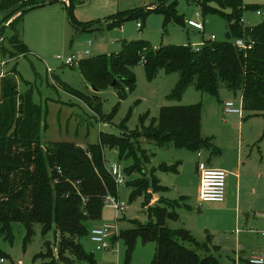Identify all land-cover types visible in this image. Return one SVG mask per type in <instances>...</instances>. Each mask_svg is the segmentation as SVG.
<instances>
[{"label":"trees","instance_id":"16d2710c","mask_svg":"<svg viewBox=\"0 0 264 264\" xmlns=\"http://www.w3.org/2000/svg\"><path fill=\"white\" fill-rule=\"evenodd\" d=\"M51 1L54 0H0L3 21L8 22L17 16L8 28L9 36L4 27L0 28V36L8 39V47L2 46L5 58L15 59L29 53L19 33L24 16ZM60 1L66 3L77 30L93 29L94 22L73 20L77 0H56ZM167 3L170 5L166 6ZM244 3V0H203L200 4L206 14L219 13L226 19L228 35L235 43L204 40L199 51L194 45L156 49L144 41L124 43L122 51L117 54L79 62L82 76L97 92L111 87L119 78L113 89L118 92L119 99L124 100L126 94L136 88L134 66L143 63L150 79L161 71L179 75L176 88L168 96L170 101H179L193 86L203 96L221 102L222 91L225 90L228 94H241L243 111L251 116L264 117V18L254 27L246 26L244 12L257 7ZM175 5L176 2L165 0L154 9L110 16L105 21L106 27L112 29L122 26L125 21L160 12L166 14V24L174 19L190 29L187 22L177 16ZM238 41H243L246 48L238 47ZM15 73L0 81V237L13 240V223L25 226L26 243L33 237L35 225L41 226L43 237L56 230L60 234L57 256L46 241L45 250L36 257L50 260L45 264H95L94 257L85 254L79 240L101 221L107 196L119 200L118 188L121 186L106 166V146L119 150L122 158L134 159L125 171L131 178L138 175L131 180L134 188L132 200L147 195L149 191H165L154 174L156 169L151 177L145 171L151 156L141 147L140 139L159 147L172 144L192 152L207 150L215 154L219 151L212 138L202 135L201 104L163 107L157 125L121 137L101 133L99 143L95 145L82 147L73 142L44 145L43 110L34 102L32 89L23 94L18 91L19 74ZM73 94L81 96L92 109L100 112L98 97L92 99ZM114 114L104 118L109 121ZM158 170L177 172L175 167L167 165H161ZM186 201L187 198L183 197L178 201L160 199L148 209L151 220L147 224L137 222L136 226L114 238L112 243L124 240L128 260L141 239L144 244H156L151 264H221L207 243L200 245L186 229L169 227V222L179 219V209L190 208ZM186 244L197 247L203 256Z\"/></svg>","mask_w":264,"mask_h":264},{"label":"rangeland","instance_id":"374dc122","mask_svg":"<svg viewBox=\"0 0 264 264\" xmlns=\"http://www.w3.org/2000/svg\"><path fill=\"white\" fill-rule=\"evenodd\" d=\"M164 1L77 0L72 18L78 23H96L89 31H80L74 27L66 3L63 1L26 13L19 33L20 39L28 46L29 53L15 59L7 58L9 64L5 73L6 76L7 73L8 75L12 72L19 73L17 85L21 94L32 89L34 102L43 110L42 142L44 145L51 142H73L85 147L95 145L99 143L101 133L121 137L157 125L163 107L201 104L204 107L202 135L218 139L222 150L228 146L230 151L227 153V158L231 163L236 164L239 148L236 142L231 143L229 139L232 135L235 138L239 136V121L242 122V118L238 115L224 114L223 104L215 102L209 96H203L193 86L185 91L179 101H170L168 96L178 84V74H166L161 71L150 79L144 64L139 63L133 68L136 88L133 92H128L124 100L119 99L118 92L112 87L100 92L94 91L82 76L79 62L88 58L117 54L122 51L124 43L144 41L156 49L180 45L196 47L204 40H209L211 36H215L218 43H235L232 36L228 35L226 19L219 13L206 14L200 6L203 0H172L176 2L177 16L186 22L193 19L204 23L203 32L190 31L185 24L177 23L174 19L166 24V14L160 12L125 21L122 26L112 29L106 27L105 21L110 16L154 9L162 5ZM244 2L245 5L251 4L257 7L256 10L244 12L245 25L254 27L260 24L264 18V0H244ZM169 5L170 3L166 4V6ZM213 5L216 6L214 3ZM197 14L199 17L196 16ZM16 17L6 22L0 15V28L6 29L7 36L10 35L8 28ZM138 24H141L140 28ZM4 45L8 47L7 38ZM87 51H90L88 56L85 55ZM58 56L64 59L75 57L78 64L65 65L57 59ZM48 69L51 72H48ZM73 93L92 99L98 97L100 112L97 113L81 96ZM207 99L214 103L208 105ZM221 99L224 102L235 101L239 107L241 94L228 95L223 90ZM113 112H115L114 117L107 121L104 117H110ZM243 114L245 122L243 121L242 129L245 146L242 148V154L246 155L243 159L242 174L246 183L245 188L257 194L243 196L242 209L246 211L243 212L239 222L231 212L235 208L233 202L226 204L227 210L217 204L200 203L199 192L195 189L192 181L194 176L191 173L197 162L194 152L178 149L172 144L159 147L155 143H147L144 139H140L141 147L151 156L150 162L146 165L147 175L151 177L153 170L156 169L155 176L162 186L168 188V191L155 193L149 191L147 195L137 196L132 200L134 188L131 180L138 175H133L131 178L125 171L133 164L134 159L122 158L119 150L106 146L104 155L107 168L110 170L111 165L117 163L124 171L126 181L119 186L117 198L126 203L128 208L125 211H118L106 205L98 225L116 224L120 235L136 226L137 222L147 224L151 220L148 209L152 207L150 204H152L153 195L154 198L169 201H178L184 195L187 198L186 204L190 208L183 207L178 210L179 219L168 224L171 229L188 230L200 245L208 242V235L210 249L221 264H235L234 260L241 248L247 250L244 254L246 256L252 252H258V247L252 244H260L262 251L259 252L264 255V237L256 232L262 233L264 228H258L253 234L248 232L245 236L244 232L240 235L237 233L238 230H248L251 227L256 229L251 222L247 221L246 215H250L252 219L255 208H258V205L264 207V177L261 178V175H264V117L249 118L251 114L246 111ZM227 131L230 133L227 134ZM209 156L210 154L206 152L203 158ZM178 163H180L181 175L166 174L158 170L161 165ZM232 172V175L228 173L230 178L227 180H231L232 188L236 192L239 182L238 172L236 169ZM12 233V241L6 240L3 236L0 237V261L5 260L0 264L49 263L50 260L36 259L45 250L46 241L51 244V249L57 256L60 234L56 230L43 237L41 226L35 225L34 235L27 243L25 242L27 230L23 224L13 223ZM79 243L86 255L94 257L95 264H151L156 253L155 243L144 244L141 239L137 241L130 260H128L126 244L122 239L114 244L113 249L101 252L96 250L90 233L81 238ZM186 246L203 256V252L198 251L197 247L189 244Z\"/></svg>","mask_w":264,"mask_h":264},{"label":"built area","instance_id":"2783aa9c","mask_svg":"<svg viewBox=\"0 0 264 264\" xmlns=\"http://www.w3.org/2000/svg\"><path fill=\"white\" fill-rule=\"evenodd\" d=\"M199 17V14L196 15ZM187 25L190 29L195 31L203 32L205 29L204 23L198 22L195 20H189ZM138 27H141V24H138ZM211 41H216L215 36L210 37ZM5 42V38L0 36V70H1V78L6 77L5 69L8 66L9 62L6 60L2 54V46ZM91 42H89V46H91ZM236 45L240 48H246V45L243 41H238ZM203 46V43L199 46L194 47L197 51ZM90 54V51L86 52V56ZM58 60L62 61L65 65H74L78 64L75 60V57L64 59L62 56L57 57ZM48 72H51L48 69ZM225 112L226 113H234L240 114L243 113V102H240V106L238 107L235 101H230L225 104ZM198 156L201 158L203 154L201 152L198 153ZM198 170L200 172V203L201 204H222L226 201L227 195V179L228 173L222 169H214L210 168L206 162L200 161L198 164ZM111 173L118 184H122L125 182V176L123 173L122 166L113 163L111 165ZM106 205L118 210L125 211L128 206L126 203L121 202L113 198L112 196H107L105 199ZM258 216L264 217V215L259 214ZM90 238L92 242L96 246V250L106 251L114 248V244L112 240L119 236L118 228L116 224H106V225H94L89 231ZM264 236V232L261 233ZM1 263H4L5 260L1 259ZM22 264V263H19ZM249 264H264V257L253 256L249 259Z\"/></svg>","mask_w":264,"mask_h":264},{"label":"crops","instance_id":"0c3cea01","mask_svg":"<svg viewBox=\"0 0 264 264\" xmlns=\"http://www.w3.org/2000/svg\"><path fill=\"white\" fill-rule=\"evenodd\" d=\"M193 20V19H192ZM190 31L193 30V29H189ZM195 31V30H194ZM9 73H7V76H8ZM12 74V73H11ZM19 74V73H18ZM5 78V77H4ZM3 78H1V70H0V81L2 80ZM17 79H19V77H17ZM229 95V94H228ZM222 97V96H221ZM205 99V97H204ZM241 101H242V98H241ZM212 102L214 103V101H208V105L212 104ZM215 102H218L215 100ZM228 101L224 102L222 101L221 99V102H218L220 103L222 106H223V113L225 114V104L227 103ZM244 112V111H243ZM226 114H230V113H226ZM232 115H238L240 118H242V122L239 121V131H238V134L239 136H237V138L234 137V135H232V137H230V142L231 143H234L236 142L237 143V147L239 148L238 149V153H237V161H236V164H233L231 163L228 158H227V153L230 151V148H225L224 150H222V146L219 144L218 142V139H216L215 137L213 136H209V137H205V138H212V143L213 145L219 150L218 153H215V154H212L211 151H207V150H202V151H199L203 154V156L200 158L198 156V153L199 152H194L197 156V162H196V165L194 166L193 170L191 171V168H190V171L191 173L193 174L194 178H193V182L195 184V189L197 192H199V197H200V172L198 170V164L200 161H204L207 163V165L210 167V168H214V169H222V170H225L227 173L229 174H233L232 171H234V169L237 170L238 174H237V177L239 179V182L237 184V188H236V192L234 191V189L232 188V182L231 180H227V195H226V201L222 204H217V205H220L221 207H224L226 210L228 209V207H225L226 204H229L230 202L234 203L235 204V208H233L231 210V212L233 213L234 217L236 218V221H240L241 220V216L243 214L244 209H242V198L243 196L245 195H256L257 192L255 191H248L245 186H246V183L244 182V178H243V174L242 172L244 171V168H243V159H244V155L246 154H242V148L245 146V143H244V140H243V129H242V126L244 125L243 121L245 122V120H243V116L244 114L242 113V115L240 114H234V113H231ZM238 117V118H239ZM252 117H262V116H251L249 118H252ZM248 118V119H249ZM203 120H204V107H203V113H202V127H203ZM247 120V119H246ZM227 134L230 133L229 131L226 132ZM204 137V136H203ZM77 144V143H76ZM79 146H84L82 144H77ZM169 146V145H168ZM186 150V149H185ZM189 151V150H188ZM208 152L210 154L209 157H204V153ZM213 157H215L213 159ZM169 167H175L177 169V172L176 173H173V172H163V173H168V174H174V175H178L182 173V171L180 170L179 171V167H180V163L178 164H171V165H167ZM229 176V175H228ZM150 177V176H149ZM264 175H261V178H263ZM157 178V177H156ZM230 178V176L228 177ZM260 178V179H261ZM159 186H161L163 189H165L164 192H167L168 191V188L167 187H164L160 184V181H159ZM152 192V191H150ZM149 192V193H150ZM183 198H186V196L182 195ZM160 199L158 198H154V195H153V200H152V206L156 205V203L159 201ZM210 204H214V203H210ZM216 205V204H215ZM254 215L251 218L250 215H246V218H247V221L250 223H252L253 227H256V229L254 228H249L248 230H243V231H240L238 230L237 233L240 235L241 233L244 232V236L245 234H247L248 232H250L251 234L255 233L254 231L257 230L258 228H264V217H261V216H258L259 214H262L264 215V207H261V205H258V208H255L254 210ZM257 234H260L261 235V232L259 231H256ZM246 236H249V235H246ZM262 237H264L263 235H261ZM207 238H208V242H206L208 244V247H209V250L210 252L212 253V250L210 249V238L209 236L207 235ZM259 242V240H257ZM256 247H258V252H252L251 254L249 255H244L245 252L247 251L245 248H241V251L237 254V257L236 259L234 260V263L235 264H246L249 262V259L253 256H259V257H264V255H261V252L259 251H262L261 249V245L260 244H252ZM250 245L251 247H254ZM213 254V253H212Z\"/></svg>","mask_w":264,"mask_h":264},{"label":"water","instance_id":"95a60500","mask_svg":"<svg viewBox=\"0 0 264 264\" xmlns=\"http://www.w3.org/2000/svg\"><path fill=\"white\" fill-rule=\"evenodd\" d=\"M56 2V0H54V1H51V2H49V3H47L46 5L48 6V5H51L52 3H55ZM119 81V78H116L115 80H114V82L112 83V88H114L115 86H116V84H117V82ZM92 89L94 90V91H96L95 90V88L94 87H92ZM151 199V195L149 196V200Z\"/></svg>","mask_w":264,"mask_h":264}]
</instances>
